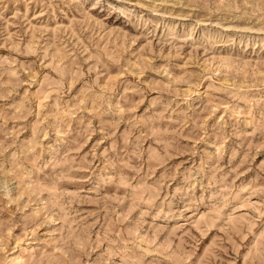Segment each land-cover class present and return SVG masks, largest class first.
Masks as SVG:
<instances>
[{
	"label": "rangeland",
	"instance_id": "obj_1",
	"mask_svg": "<svg viewBox=\"0 0 264 264\" xmlns=\"http://www.w3.org/2000/svg\"><path fill=\"white\" fill-rule=\"evenodd\" d=\"M0 264H264V0H0Z\"/></svg>",
	"mask_w": 264,
	"mask_h": 264
}]
</instances>
